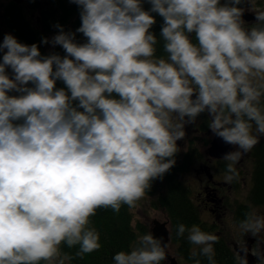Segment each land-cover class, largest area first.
<instances>
[{
    "label": "clouds",
    "instance_id": "9594fccd",
    "mask_svg": "<svg viewBox=\"0 0 264 264\" xmlns=\"http://www.w3.org/2000/svg\"><path fill=\"white\" fill-rule=\"evenodd\" d=\"M70 2L80 26L57 23L56 34L40 41L63 55L42 54L38 43L11 33L0 42V264H65L73 257L61 245L78 246L81 258L99 250L91 217L134 207L175 165L177 142L201 115L213 136L235 146L225 161L264 136L257 0ZM246 12L255 17L250 26ZM161 41L165 55L157 56ZM238 228L257 236L264 215L250 207ZM186 231L194 264L199 256L216 264L218 237L177 226L178 237ZM166 247L151 232L138 235L113 264H161Z\"/></svg>",
    "mask_w": 264,
    "mask_h": 264
},
{
    "label": "trees",
    "instance_id": "16d2710c",
    "mask_svg": "<svg viewBox=\"0 0 264 264\" xmlns=\"http://www.w3.org/2000/svg\"><path fill=\"white\" fill-rule=\"evenodd\" d=\"M40 8V29L43 32H49L54 28V25L63 24L72 20L73 31L80 26V16L78 7L71 3L70 0H43ZM145 8L150 5L145 3ZM155 15V14H154ZM3 21L5 26L14 33L18 40L22 43L33 44L38 43L42 54L50 52H58L63 55V50L57 46L51 51L44 48L40 43V30L30 22L25 15L20 3L12 1L3 10ZM162 19L157 16V23L153 27V31L159 36ZM82 35V34H77ZM162 41L157 44V56H164ZM58 87H63L62 83H57ZM172 171H175L172 170ZM166 174V187L160 198V204L166 210L169 220L170 241L177 245V252L184 256L188 264H194L190 253L194 245L187 240V231L183 237L177 236V226L184 224L186 228L198 221V210L188 196V190L181 184L176 182L174 173ZM155 188L154 182L152 187L147 192L153 191ZM92 227H95L100 234L101 247L99 250L90 254H85L82 258L76 257L78 246L68 248L66 245H61L62 253L71 257L70 264H113V256L117 252L129 250L130 245L136 240L138 231L147 233V228L137 224L138 230L132 224L130 207L122 205L120 211L114 212L111 209H98L95 216L91 217ZM218 237V242L214 244L216 264H233L236 256L227 241ZM201 264H208L207 258L203 256L197 257Z\"/></svg>",
    "mask_w": 264,
    "mask_h": 264
},
{
    "label": "flooded vegetation",
    "instance_id": "af4514ba",
    "mask_svg": "<svg viewBox=\"0 0 264 264\" xmlns=\"http://www.w3.org/2000/svg\"><path fill=\"white\" fill-rule=\"evenodd\" d=\"M244 20L246 25L250 26L255 20L254 14L246 12ZM192 125L194 135L206 133V137L204 147L197 150L194 159L198 204L189 198L197 207L199 215L200 210L206 211L209 216L211 214L209 222L202 219L200 221L198 216V221L193 225H198L202 231H209L212 235L221 236L226 240L221 234L225 229L222 227L224 220L230 219L238 226L245 219L250 207L255 208L258 214L264 215V137L259 138L251 151L241 155L234 162H228L222 159L225 154L215 155L224 150L210 148L216 137L208 128L207 116L201 115ZM185 132L187 133V130ZM235 150V146L230 145L227 153ZM228 163H232L233 172H228ZM249 169L250 175L247 176ZM226 175H232L233 179L226 180ZM239 233L242 239L237 242L227 241L236 256L233 264H239L238 254L247 260V264H264V232L257 236L240 230ZM244 249L247 250L246 253Z\"/></svg>",
    "mask_w": 264,
    "mask_h": 264
},
{
    "label": "rangeland",
    "instance_id": "374dc122",
    "mask_svg": "<svg viewBox=\"0 0 264 264\" xmlns=\"http://www.w3.org/2000/svg\"><path fill=\"white\" fill-rule=\"evenodd\" d=\"M14 0H0V42L3 40V36L6 34H13L12 31H10L3 21V10L4 8ZM20 4L22 6V9L27 16V18L30 20L32 24H34L37 29L40 30V36L41 40L44 37L51 38L53 35L56 34L58 31L55 27L49 31V32H43L40 27V8L43 4V0H21ZM258 7H260L262 10H264V0H257ZM65 27V30H72V20L69 22L61 24ZM73 31V30H72ZM15 36V35H14ZM77 38L81 41H83L82 35H77ZM44 48L48 51H51L54 49L51 44L44 45ZM2 56V54H0ZM10 71V70H9ZM205 116L206 115H202ZM194 125H188L185 130H187V133L185 135V138L183 140L178 141V153L176 154V163L171 168V170L168 172V175H172L171 173H174L176 176L175 180L178 183H181L187 190H188V196L191 197V199L198 204L199 198L198 195L196 196V191L198 190L197 184L195 183L194 177L196 176L194 166H196L195 155L197 150L202 149L204 147V139L206 137V133H202L199 135H194L193 130ZM264 137V136H262ZM175 171H172L174 170ZM250 175V169L247 173V176ZM166 174L163 177V179H157L154 182V190L151 192H145V195L142 199L136 202V205L134 207H130L131 212V220L132 224L135 226L136 230L137 224H140L141 226H145L147 228V233L150 231L153 219H158L160 221L166 222L167 226H169V220H168V214L166 210L162 207L160 204V198L163 195V192L166 187ZM189 187V188H188ZM246 187H244L245 189ZM245 191V190H244ZM230 217V215H228ZM200 221L201 219L206 222H209L211 219L208 213L204 210H200ZM223 232L221 233L226 238V241H233L237 242L238 240L242 239L239 233L238 226L232 222L230 219L224 220L223 222ZM232 227V228H231ZM213 230V229H212ZM209 234H211L209 231H205ZM145 233H142L141 231H138L137 235H142ZM168 250L172 256L176 258V261L178 264H188V261L184 258V256L180 255L177 252V245L172 243L171 241L168 243ZM65 264H70V260H67ZM161 264H170L169 259H165L161 262Z\"/></svg>",
    "mask_w": 264,
    "mask_h": 264
},
{
    "label": "water",
    "instance_id": "95a60500",
    "mask_svg": "<svg viewBox=\"0 0 264 264\" xmlns=\"http://www.w3.org/2000/svg\"><path fill=\"white\" fill-rule=\"evenodd\" d=\"M15 2L20 3L21 0H14ZM212 149H222L223 152H218V154L215 155H224L229 151L230 145L225 144L221 139L215 138L212 147ZM153 233L157 238H162V242L167 245L165 252H166V258L169 259L170 264H178L176 261V258L172 256L168 250V243L170 242V229L169 226H167L166 222L160 221L158 219H153L152 226L150 231Z\"/></svg>",
    "mask_w": 264,
    "mask_h": 264
}]
</instances>
